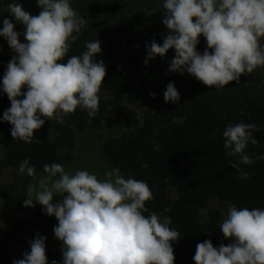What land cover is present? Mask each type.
<instances>
[{
  "label": "clouds",
  "instance_id": "clouds-1",
  "mask_svg": "<svg viewBox=\"0 0 264 264\" xmlns=\"http://www.w3.org/2000/svg\"><path fill=\"white\" fill-rule=\"evenodd\" d=\"M161 3L168 34L162 44L146 45L145 65L174 49L170 72L187 73L217 91L264 67V0ZM36 4L40 11L32 15L22 4L10 3L11 18H4L0 27V37L15 53L0 83V92L10 101L2 122L11 125L13 141L26 144L33 142L46 120L63 123L77 109L95 117L107 72L104 61L97 60L102 52L98 39L85 41V50L65 61L71 41L87 23L71 6L72 0H36ZM17 24L23 25L22 33L15 31ZM201 36L207 44L203 53L197 51ZM164 101L180 102L171 82ZM255 129V124L237 123L227 125L222 133L225 155L233 158L231 166L245 180L249 174L241 165L264 160V154L255 157L246 152L249 143L258 144L252 134ZM43 172L46 175L38 185L29 186L24 207L39 203L46 215L58 221L53 231L63 245L60 264H174L172 243L179 241L180 233L170 227L171 217L144 214L146 202L153 198L146 182L125 178L119 169L106 172L104 179L87 170L70 175L58 163L45 164ZM18 173L34 177L36 169L26 158ZM219 229L232 242L218 248L211 240L197 244L195 264H264V208L229 204ZM30 249L13 264H49L46 237L37 235Z\"/></svg>",
  "mask_w": 264,
  "mask_h": 264
},
{
  "label": "trees",
  "instance_id": "trees-1",
  "mask_svg": "<svg viewBox=\"0 0 264 264\" xmlns=\"http://www.w3.org/2000/svg\"><path fill=\"white\" fill-rule=\"evenodd\" d=\"M10 3L22 4L32 15L40 11L36 0H0V27L4 18H11L7 10ZM71 6L87 23L71 41L65 61L80 55L85 41L101 42L97 60L104 61L107 72L98 93L97 115L90 118L86 111L77 109L66 115L63 123L46 120L31 144L17 142L11 136V125L2 122L10 101L0 92V174L7 169L16 171L13 183L0 185V204L24 208L32 178L18 173L24 159L35 167V175L45 174V164L62 165L73 160L78 133L101 130L116 117L122 120L124 132L105 144L108 164L126 178L131 176L149 185L153 198L146 202L148 212L144 214L171 217L170 227L181 237L172 243L174 264H195L197 244L211 240L218 248L232 242L219 229L220 211H211L208 220L201 221L200 212L210 199L238 208H264V160L241 165L249 174L248 179H241L231 166L233 158L225 155L222 137L229 124H255L252 134L258 144L249 143L246 152L255 157L264 154V67L241 76L239 84L231 82L219 91L209 89L187 73L169 71L174 49L145 65L146 45L153 41L162 44L168 34L162 23L161 0H72ZM23 30V25H15L18 33ZM20 41L25 42L22 35ZM206 46L201 36L197 51L203 53ZM14 55L0 37V76ZM170 82L180 93L179 104L161 99ZM144 102L153 106L141 118L138 108ZM53 217L39 204L33 211L9 220L10 230L0 231V264L19 260L8 246L27 233L45 229Z\"/></svg>",
  "mask_w": 264,
  "mask_h": 264
},
{
  "label": "rangeland",
  "instance_id": "rangeland-1",
  "mask_svg": "<svg viewBox=\"0 0 264 264\" xmlns=\"http://www.w3.org/2000/svg\"><path fill=\"white\" fill-rule=\"evenodd\" d=\"M2 78L3 76H0V83H2ZM161 99L164 100V94ZM152 106L153 105L148 102L142 103L138 108L140 117L142 118L143 112ZM123 132L124 126L122 120L114 117L107 121L105 127L101 130H87L78 133L76 136L75 148L72 151L73 160L62 164L64 170L70 175L75 174L77 170H87L90 173L96 174L98 179H104L105 173L113 169L105 158L104 146L107 141L119 137ZM0 156H3L2 150H0ZM15 174L16 171L13 169L5 170L3 174H0V185L13 183ZM44 175L46 174H36L31 178L30 185H38L39 180ZM33 199H35V193H33ZM38 205L39 203H35L34 207L17 209L5 207L0 204V231L10 230L11 224L9 220L18 214H26L33 211ZM228 205V203L220 202L217 198L210 199L208 206L200 212L201 221H207L209 213L213 210H218L221 213L220 223H222L226 217ZM57 225L58 221L56 218H51L45 229L27 233L18 242L10 244L8 246L9 252L17 258L22 259L23 254L31 250L30 241L34 240L37 235H40L46 237V256L49 264H51L53 260L57 261V264H60L63 245L61 241L53 238L55 237L53 229Z\"/></svg>",
  "mask_w": 264,
  "mask_h": 264
}]
</instances>
